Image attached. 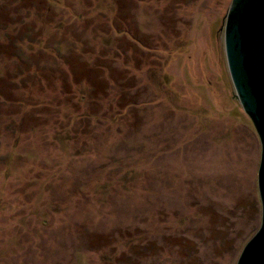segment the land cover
Returning a JSON list of instances; mask_svg holds the SVG:
<instances>
[{
    "label": "rangeland",
    "instance_id": "1",
    "mask_svg": "<svg viewBox=\"0 0 264 264\" xmlns=\"http://www.w3.org/2000/svg\"><path fill=\"white\" fill-rule=\"evenodd\" d=\"M231 0H0V264H236L261 144Z\"/></svg>",
    "mask_w": 264,
    "mask_h": 264
},
{
    "label": "water",
    "instance_id": "2",
    "mask_svg": "<svg viewBox=\"0 0 264 264\" xmlns=\"http://www.w3.org/2000/svg\"><path fill=\"white\" fill-rule=\"evenodd\" d=\"M223 27L235 98L251 119L261 144L257 171L261 223L236 264H264V0H231Z\"/></svg>",
    "mask_w": 264,
    "mask_h": 264
}]
</instances>
